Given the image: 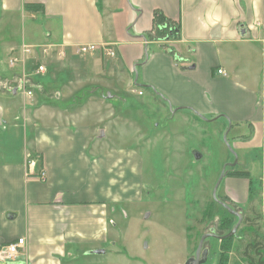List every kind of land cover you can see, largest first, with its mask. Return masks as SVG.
Returning <instances> with one entry per match:
<instances>
[{"label":"crops","instance_id":"obj_1","mask_svg":"<svg viewBox=\"0 0 264 264\" xmlns=\"http://www.w3.org/2000/svg\"><path fill=\"white\" fill-rule=\"evenodd\" d=\"M155 11L178 26L167 43L180 60L144 36ZM88 44L97 49L75 53ZM36 55L47 57L31 64ZM124 94L160 117L223 118L234 151L262 153L263 177L264 0H0V246L25 239L10 264H127L104 245L117 239V208L144 197L135 144L147 130L116 123L110 99ZM29 157L44 180L26 177ZM225 176L224 197L244 209L247 178Z\"/></svg>","mask_w":264,"mask_h":264},{"label":"rangeland","instance_id":"obj_2","mask_svg":"<svg viewBox=\"0 0 264 264\" xmlns=\"http://www.w3.org/2000/svg\"><path fill=\"white\" fill-rule=\"evenodd\" d=\"M173 33L177 34L175 31ZM174 39L176 38L170 37L161 40L168 44ZM31 49L32 47H28L25 52L31 53ZM55 53L51 52L48 57L32 56L30 62L34 64L38 58L44 61L47 57L45 64L54 60ZM108 59L106 62H109ZM134 75L136 76L135 73ZM23 85L21 81V86ZM124 95L127 97L119 95L120 97L113 96L110 99L116 105L113 107L117 113L116 123L119 122L118 117L122 116L121 120L124 122L147 127H143L147 130L146 138L138 139L135 144L143 157L145 189L142 201L119 206L116 213H113L117 239L113 245V239L110 243H104L105 249L107 250L108 244L111 248L118 249L120 257L118 254H112L113 259L122 261L123 257L128 261L127 264H183L189 257L194 256L203 234L224 235L237 222L235 216H229L230 213L212 198L215 182L222 167L227 165L225 173L231 170L249 171L247 201L244 209H240L244 220H241L234 235L230 236L231 247L224 253L223 260L219 261L220 240L215 237L204 240L202 249L208 250V256L203 264H248V258L255 264V252L247 250L250 256L246 258L243 249L252 241L254 232L264 239V176H260L262 153L255 150L243 156L235 150V159V155L222 140L229 127V122L223 118L211 120L202 116L204 120L192 122L193 119L186 120L182 114L168 118L160 117L146 106L139 107L134 96ZM119 104L123 105L124 109L121 110ZM20 122L23 123L22 120ZM243 131L247 132L248 129L244 127ZM115 132L119 136L124 134L120 125L116 126ZM124 139L125 142L128 141L127 138ZM226 139L234 150L232 130L228 132ZM194 152L200 154L199 159L194 158ZM225 175L217 188L216 196L238 210L236 205L223 195ZM241 204L242 201L239 206ZM249 207L254 211L250 212ZM222 220L231 221L232 227L229 225L228 231L218 224V221ZM255 239L258 240L257 237ZM262 244L260 251L264 258V243ZM111 248H108V253L113 251Z\"/></svg>","mask_w":264,"mask_h":264},{"label":"trees","instance_id":"obj_3","mask_svg":"<svg viewBox=\"0 0 264 264\" xmlns=\"http://www.w3.org/2000/svg\"><path fill=\"white\" fill-rule=\"evenodd\" d=\"M35 7H37V5L35 4H28L26 5V8L30 11H34ZM177 32V34H174L173 32ZM144 36L146 37V39L151 40V41H159L158 39H160V41L162 43H160V46L162 48V50L164 52H166L167 54H170L176 61L180 60V57H178V54L174 51V49L169 45V44H165L161 39L163 38H170V37H178V26L175 25L172 21H169L168 19H166L162 13L160 11H155L153 14V24L152 27L149 31H147ZM226 175L228 176H235V177H244L249 179V172L246 170H231L226 172ZM250 181V179H249ZM219 200H224V199H219ZM222 207V206H221ZM223 208V207H222ZM224 209V208H223ZM225 210V209H224ZM226 211V210H225ZM249 211H254L253 208L249 207ZM232 214H230L229 216H231ZM234 216V215H233ZM242 219L244 220V218L242 217ZM231 221H218V224H220V227L224 228L226 231L227 227H232V223ZM254 236L252 241L248 242L245 246V248L243 249V254L244 256H250L249 253H247V250L251 249L253 250V253L255 254V257L257 258L255 261V264H264V258H263V253L262 251H260V247H262V243H264V239L259 237V235L257 233L254 232ZM232 237V236H231ZM255 237L258 238V240L255 239ZM260 238V239H259ZM231 238H224L222 240H220V244H219V249H220V254H219V261L224 259V253H227V250L230 249L231 247ZM248 264H253L254 262L250 260V258H248Z\"/></svg>","mask_w":264,"mask_h":264},{"label":"built area","instance_id":"obj_4","mask_svg":"<svg viewBox=\"0 0 264 264\" xmlns=\"http://www.w3.org/2000/svg\"><path fill=\"white\" fill-rule=\"evenodd\" d=\"M96 49L97 47L95 45L88 44V45H79L75 47L74 51L76 54L80 55V54H85V53L94 51ZM27 50H28L27 48L24 49V51H27ZM43 51L45 52L46 49H44ZM103 51L108 56L114 55V51L109 47H104ZM59 55L60 56L63 55V52L60 51ZM16 60H17L16 57L9 59L10 63ZM35 72L43 73L44 72L43 65L42 64L37 65ZM217 72L225 75V73L221 69H218ZM23 83L25 85L24 81ZM31 93H32L31 90H27L26 92L27 95H31ZM138 94H142V90H139ZM25 174L27 178L37 179L40 181L46 178V174H45L43 167L37 163L34 157H29L26 160V173ZM263 196H264V193H263ZM24 247H25V239L23 237H19L15 239L14 241L1 245L0 246V263L10 264L19 256L21 249H23Z\"/></svg>","mask_w":264,"mask_h":264},{"label":"water","instance_id":"obj_5","mask_svg":"<svg viewBox=\"0 0 264 264\" xmlns=\"http://www.w3.org/2000/svg\"><path fill=\"white\" fill-rule=\"evenodd\" d=\"M202 118V117H201ZM223 142L225 143L226 147L228 148L229 151H231V153H233L235 155V159H236V154L235 151L232 149V147L230 146V144L227 142L226 139V134L223 136ZM194 158L195 159H199L200 158V154L194 152ZM236 163V160L235 162ZM233 163V164H234ZM231 164V165H233ZM227 165H224L221 169V172L215 182V185L212 189V198L215 202H217L219 205H221L226 211H228L230 214L234 215L237 218V222L233 225V227L229 230V232H227L224 235H216L214 233H205L203 234L200 239L199 242L197 244L196 250H195V254L193 257H189L183 264H203L206 262L207 256H208V250L206 248L202 249V244L204 242V240L208 237H215L218 238L219 240H222L224 238H228L232 235H234L236 229L238 228V226L240 225V222L242 220V215L240 214V209L235 210L232 207H230L228 204H226L225 202H223L222 200H219L216 196V192H217V188L223 178V176L226 174L224 172L225 167ZM93 253H103L104 250L103 249H96L92 251ZM0 264H6V263H0Z\"/></svg>","mask_w":264,"mask_h":264}]
</instances>
